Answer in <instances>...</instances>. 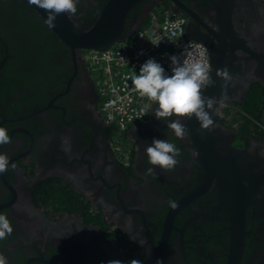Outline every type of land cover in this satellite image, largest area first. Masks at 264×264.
<instances>
[{
  "label": "flooded vegetation",
  "instance_id": "flooded-vegetation-1",
  "mask_svg": "<svg viewBox=\"0 0 264 264\" xmlns=\"http://www.w3.org/2000/svg\"><path fill=\"white\" fill-rule=\"evenodd\" d=\"M105 2L79 0L73 18L87 26ZM157 6L182 16L185 34L233 78L214 129L200 127L196 140L190 119L180 118L188 133L179 139L155 117V103L118 134L100 115L84 48L61 41L27 1L0 0V127L11 139L0 145L9 158L0 214L13 226L0 253L8 264H227L244 207L237 264H264V0H141L125 31ZM215 83L205 92L220 99L224 82ZM154 138L181 149L173 170L149 164Z\"/></svg>",
  "mask_w": 264,
  "mask_h": 264
},
{
  "label": "clouds",
  "instance_id": "clouds-1",
  "mask_svg": "<svg viewBox=\"0 0 264 264\" xmlns=\"http://www.w3.org/2000/svg\"><path fill=\"white\" fill-rule=\"evenodd\" d=\"M29 3L48 13L44 23L49 29H54L59 15L67 14L71 19L77 14L79 0H29ZM261 14H264V9H261ZM74 27L78 28L79 25L74 24ZM181 55L185 58L181 59ZM169 60L171 61L170 75L154 58H149L140 67L138 74L133 72L129 76L133 90L141 97L158 105L155 108V117L162 120L167 125V129L172 130L177 138L184 139L188 133L185 123L180 118L195 117L202 130L212 131L215 127L212 115L219 116L224 101L228 99L227 90L233 79L228 68L216 70V76L224 82L221 98L217 99L204 95V91L215 84L206 60L189 58L183 53L170 55ZM172 117L177 118L171 119ZM9 143L11 139L8 131L0 127V145ZM145 152L149 164L159 166L165 171L173 170L181 156V149L175 143L159 138H154L145 148ZM193 155H198L195 149H193ZM8 167V156L0 154V174L5 173ZM12 167L15 168V165L13 164ZM153 172L154 168L149 167L146 174L152 175ZM168 203L172 208L177 207L176 202L171 199ZM12 232L11 221L7 215L0 214V240L6 239ZM140 244H143V241H140ZM0 264H8L7 257L3 253H0ZM107 264H123V262L109 260ZM127 264H143V262L140 259H131ZM157 264H162V261H158Z\"/></svg>",
  "mask_w": 264,
  "mask_h": 264
},
{
  "label": "built area",
  "instance_id": "built-area-1",
  "mask_svg": "<svg viewBox=\"0 0 264 264\" xmlns=\"http://www.w3.org/2000/svg\"><path fill=\"white\" fill-rule=\"evenodd\" d=\"M183 26L182 16L171 15L157 6L149 12L146 24L139 26L132 37L103 48L83 49L82 56L99 90L100 115L118 134L144 116L154 103L135 92L129 79L133 72L139 73L149 58L160 63L169 75L170 55L183 53L189 58L204 59L210 66L203 43L188 38ZM183 58L185 56L181 55ZM116 148L119 150L120 145ZM123 158L127 160L126 153Z\"/></svg>",
  "mask_w": 264,
  "mask_h": 264
},
{
  "label": "water",
  "instance_id": "water-1",
  "mask_svg": "<svg viewBox=\"0 0 264 264\" xmlns=\"http://www.w3.org/2000/svg\"><path fill=\"white\" fill-rule=\"evenodd\" d=\"M25 1L29 3V0ZM139 1L141 0H106L95 18L87 26H81L73 17L69 19L67 14H61L57 17L55 21L56 27L52 30L72 50L76 48H103L117 41L129 38V34H134L136 29L129 31V34L125 31V22L130 11ZM174 1L177 2V0ZM30 5L44 19H47L48 13L45 10L39 9L35 5ZM74 24H78L79 27L75 28ZM186 36L194 39L188 34ZM212 62L209 58L210 75L214 72L212 79L215 81L217 77L216 70L219 69V64L214 66ZM214 85L211 87H214ZM204 95L210 97L212 96V92L204 91ZM190 130L194 139L199 138L200 125L195 117L190 119ZM236 215L231 225V246L227 264H237L243 251L245 207L239 210V213Z\"/></svg>",
  "mask_w": 264,
  "mask_h": 264
},
{
  "label": "trees",
  "instance_id": "trees-1",
  "mask_svg": "<svg viewBox=\"0 0 264 264\" xmlns=\"http://www.w3.org/2000/svg\"><path fill=\"white\" fill-rule=\"evenodd\" d=\"M23 1V0H22ZM25 1V0H24ZM26 2V1H25ZM139 19H141V16H139ZM148 21V19H146V17L145 18H143V20H142V22H141V24H140V26H142V25H144V24H146V22ZM128 34H129V31H126ZM130 37H132V35L131 34H129V38ZM56 39H57V37L55 36V38H54V40L56 41Z\"/></svg>",
  "mask_w": 264,
  "mask_h": 264
}]
</instances>
